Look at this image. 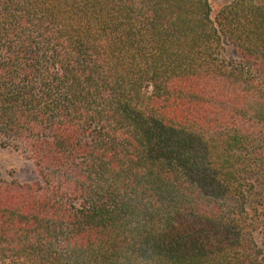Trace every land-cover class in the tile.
<instances>
[{
  "label": "trees",
  "instance_id": "obj_1",
  "mask_svg": "<svg viewBox=\"0 0 264 264\" xmlns=\"http://www.w3.org/2000/svg\"><path fill=\"white\" fill-rule=\"evenodd\" d=\"M0 0V264H264V0Z\"/></svg>",
  "mask_w": 264,
  "mask_h": 264
},
{
  "label": "rangeland",
  "instance_id": "obj_2",
  "mask_svg": "<svg viewBox=\"0 0 264 264\" xmlns=\"http://www.w3.org/2000/svg\"><path fill=\"white\" fill-rule=\"evenodd\" d=\"M228 0H212L211 7L213 14L218 7ZM16 179L20 182H32L34 169L29 161L23 159L19 153L12 149L0 147V180Z\"/></svg>",
  "mask_w": 264,
  "mask_h": 264
}]
</instances>
